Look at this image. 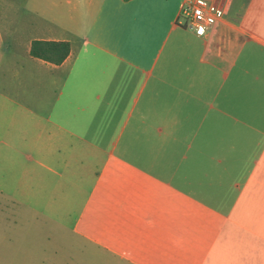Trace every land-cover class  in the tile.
I'll use <instances>...</instances> for the list:
<instances>
[{
    "label": "crops",
    "instance_id": "0c3cea01",
    "mask_svg": "<svg viewBox=\"0 0 264 264\" xmlns=\"http://www.w3.org/2000/svg\"><path fill=\"white\" fill-rule=\"evenodd\" d=\"M212 1L200 35L189 0H0V143L33 210L80 196L74 231L136 264H264V0Z\"/></svg>",
    "mask_w": 264,
    "mask_h": 264
},
{
    "label": "rangeland",
    "instance_id": "374dc122",
    "mask_svg": "<svg viewBox=\"0 0 264 264\" xmlns=\"http://www.w3.org/2000/svg\"><path fill=\"white\" fill-rule=\"evenodd\" d=\"M6 155L0 143V264H136L74 231L80 196L62 217L63 224L54 221V208L61 211L63 203L42 202L33 210L27 203L31 196L22 192L14 175L18 167Z\"/></svg>",
    "mask_w": 264,
    "mask_h": 264
},
{
    "label": "built area",
    "instance_id": "2783aa9c",
    "mask_svg": "<svg viewBox=\"0 0 264 264\" xmlns=\"http://www.w3.org/2000/svg\"><path fill=\"white\" fill-rule=\"evenodd\" d=\"M182 12L189 17L195 31L204 35L223 16V8L212 0H189Z\"/></svg>",
    "mask_w": 264,
    "mask_h": 264
},
{
    "label": "trees",
    "instance_id": "16d2710c",
    "mask_svg": "<svg viewBox=\"0 0 264 264\" xmlns=\"http://www.w3.org/2000/svg\"><path fill=\"white\" fill-rule=\"evenodd\" d=\"M70 43L68 40L33 39L29 52L31 55L60 63L69 53Z\"/></svg>",
    "mask_w": 264,
    "mask_h": 264
}]
</instances>
